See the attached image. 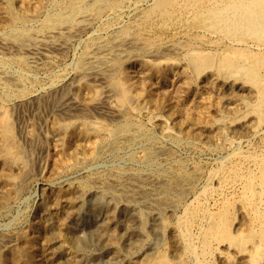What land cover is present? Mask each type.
Segmentation results:
<instances>
[{
	"label": "bare ground",
	"instance_id": "bare-ground-1",
	"mask_svg": "<svg viewBox=\"0 0 264 264\" xmlns=\"http://www.w3.org/2000/svg\"><path fill=\"white\" fill-rule=\"evenodd\" d=\"M32 178L0 264H92L89 196L129 264H264V0H0V214Z\"/></svg>",
	"mask_w": 264,
	"mask_h": 264
},
{
	"label": "rangeland",
	"instance_id": "rangeland-1",
	"mask_svg": "<svg viewBox=\"0 0 264 264\" xmlns=\"http://www.w3.org/2000/svg\"><path fill=\"white\" fill-rule=\"evenodd\" d=\"M110 160V161H109ZM111 159H107L104 161V163H102L101 165H97L95 167H92L89 170H78V171H73L71 173H69L67 176L61 178L60 180H76L77 179H84L88 176H90L93 172H103L104 170H108V168L113 167L114 165H116L113 161L111 162ZM108 162V163H107ZM111 162V163H110ZM123 165H126V163H121ZM128 165V164H127ZM34 166V164H33ZM109 166V167H108ZM36 167V165L33 167V169ZM104 167V168H103ZM103 168V169H102ZM97 170V171H96ZM103 170V171H102ZM81 171V172H80ZM89 175H88V174ZM72 174V175H71ZM79 175V176H78ZM82 176V177H81ZM86 176V177H85ZM76 177V178H75ZM66 178V179H65ZM41 179L38 178H32L27 180V182H25L24 187L22 189V194L21 196L18 198L17 201H15L14 203L11 204V210L8 211H3L0 214V233H8L11 231H14L16 228V224L17 222H21L22 225H26L28 222H34L35 218L39 219L40 217V213L38 211V208L36 207L38 205V203L41 201V194H42V189L44 188V186L48 185L49 182H42L40 181ZM38 182V183H37ZM29 185V186H28ZM42 185V186H41ZM33 186V187H31ZM41 186V187H40ZM39 187V188H38ZM30 188V189H29ZM42 188V189H41ZM28 189V190H27ZM31 190V191H30ZM29 193V194H28ZM38 193V194H37ZM39 196V197H38ZM27 198V199H26ZM37 199V200H36ZM91 199V200H90ZM24 200V201H23ZM26 200V201H25ZM95 198L93 196H89L87 198V202H86V206H85V210L83 209L82 211L79 212V216H80V222H79V226L77 228V232L78 235L81 237V239H83L86 242V247L88 248V252L94 254V255H100L99 257H97L96 259H94L92 262V264H129V256L135 254L137 248H134L133 243L131 242V239H129V232L125 229V225L129 223V221L127 220V218L125 217V212L124 210H122L121 206H118L117 208H115V213L117 214L118 217V224L120 225V227L116 228V231L119 234V245L121 246L120 250H119V254L115 255L113 253L114 249L112 248H105L103 247L102 244H99L96 240V237L94 235V232H92V225L93 223L96 221L97 217L99 219V216L95 211H94V207H95ZM23 202V203H22ZM32 203V204H31ZM16 204V205H15ZM24 207H22V206ZM28 206V207H27ZM32 206V207H31ZM27 209V211H26ZM91 211H90V210ZM13 210V211H12ZM25 210V211H24ZM32 210V211H31ZM89 211V212H88ZM86 212V213H85ZM91 212V213H90ZM94 212V214L92 213ZM5 213V214H4ZM12 213V214H11ZM22 213V214H21ZM81 213V214H80ZM17 214V215H16ZM30 214V215H29ZM8 215V216H7ZM23 215V216H22ZM29 216V217H27ZM35 216V217H34ZM5 217V218H4ZM10 220H9V219ZM12 218V221H11ZM18 218V219H17ZM22 218V219H21ZM96 218V219H95ZM31 219V220H30ZM34 219V220H33ZM87 219V220H86ZM92 219V221H91ZM127 221H126V220ZM22 220V221H20ZM29 220V221H28ZM123 220V221H122ZM83 221V222H81ZM94 221V222H93ZM122 221V223H121ZM7 222V224H6ZM10 222V223H9ZM92 222V223H91ZM88 224L90 225L89 227ZM122 224V225H121ZM6 225H10L9 227H7ZM5 226V227H4ZM82 226V227H81ZM5 228V229H4ZM85 228V229H84ZM120 228V229H119ZM4 229V230H3ZM88 231V232H87ZM91 234V235H90ZM156 235V238H155ZM158 236V239H157ZM161 235L154 232V231H150L149 232V238H148V242L150 243H159L161 241ZM92 242V243H91ZM91 244V245H90ZM95 245V246H94ZM128 246V247H127ZM94 247V248H92ZM98 247V249H96ZM133 247V248H132ZM129 248V249H128ZM101 249V251L99 250ZM104 249V250H103ZM95 250V251H94ZM103 250V251H102ZM109 250V251H108ZM96 252V254H95ZM109 252V253H108ZM125 252V253H124ZM104 253V254H103ZM111 253V254H110ZM128 255H127V254ZM110 254V255H109ZM107 257V258H106ZM113 257V258H112ZM120 258V259H119ZM103 259V262H102ZM113 259V260H112ZM115 260V261H114ZM105 262V263H104ZM123 262V263H122Z\"/></svg>",
	"mask_w": 264,
	"mask_h": 264
}]
</instances>
